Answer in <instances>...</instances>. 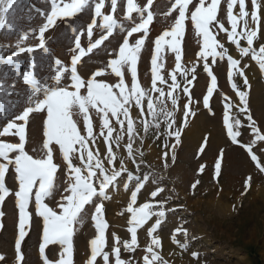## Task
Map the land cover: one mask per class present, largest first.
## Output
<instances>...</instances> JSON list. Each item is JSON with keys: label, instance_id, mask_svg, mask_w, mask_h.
I'll list each match as a JSON object with an SVG mask.
<instances>
[{"label": "rangeland", "instance_id": "1", "mask_svg": "<svg viewBox=\"0 0 264 264\" xmlns=\"http://www.w3.org/2000/svg\"><path fill=\"white\" fill-rule=\"evenodd\" d=\"M70 2V0H65ZM139 6L146 7V0H134ZM197 0H194V3ZM175 0H152V4L147 6L153 13V21L149 25V34L145 45L142 48L137 63V83L150 93L155 99L159 93L152 90L151 56L155 51V40L165 31H170L178 16V9H173ZM210 0H206V4ZM261 4V21L259 37L254 42V47L259 50L264 45V0ZM127 0H118L115 12L110 10V0H105L102 12L111 14L116 19L121 28L114 29L113 34L106 39L101 46L94 49L92 53L82 57L78 63V74L87 81L100 71L102 74L95 77L97 82L107 83L118 91L115 85L119 83V78L108 66L111 59L116 58L118 49L122 43L127 30L134 23L140 22V16L133 13V18H127ZM247 9L251 11V0H246ZM50 0H20L14 5L7 15V24L4 29H0V56L5 59L18 51L17 45L21 48H34L32 53L24 52L14 57V61L19 63L0 64V84L3 85L4 92H0V99L5 104L8 101L16 104V107L4 119H0V129L18 114L26 106L27 86L22 80V73L29 70V65L34 61L35 71L43 80L51 83L50 77L55 74V59H60L65 66L70 65V58L74 54L71 50L75 48V41L79 38L81 46L87 48L90 39L92 42L106 35V32L99 26L93 29L91 38L87 35V26L93 19L97 20V25L102 21L94 16L92 7L86 8L82 13L73 18L57 20L54 27L48 29L44 34L45 46L48 53H44L39 48V28L46 23V16L50 13ZM194 10L190 6V11ZM190 11L186 13L185 34L181 37V69L176 68L175 53L168 45L162 44L160 57L157 60L158 76L163 82L157 79L155 86L167 93L172 84L171 76L177 77L180 85L174 91L178 97V104L173 108L171 101L166 99V106L174 111L176 126L181 128L180 142L177 143L175 137L166 135V124L163 117H160L161 125L159 129H150L147 133L143 131V121L150 120L147 113V101L143 103V114L141 109L133 105L130 109V117L134 121L136 136L133 142L136 163L134 164L127 154L128 136L126 132V122L123 127L116 123L115 118L110 117V125L113 127V136L123 133V139L117 145L112 143V148L117 156L115 167L119 168V161L123 160L127 169L134 173L135 178L129 180L127 174L118 178L107 191V199L99 198L93 204L86 205V212L82 214V221L74 226L73 235V264H86L90 257V241L98 233L95 229L92 216L96 204L103 203V216L108 227L106 229L105 251L110 253V264H114V256L111 255L114 247V235L120 238L121 259L131 264H143V257L147 254L145 249L151 242V237L147 234V229L155 220L152 218L144 227L138 229V247L135 252H127L123 248V242L130 240L129 220L131 213L127 212L130 203V194L135 191L138 183H144L145 187L139 192L136 205L139 207L147 202L149 193L157 187L163 188L156 200L166 201L164 208L166 216L163 218L156 235L162 241V247L155 249L168 264H264V172L260 168L264 167V141H256L253 147V154L257 156V161L251 159L250 154L240 143H233L227 135V129L223 122L224 105L231 103L233 108L230 117L241 120L242 135L237 140L244 145H249L255 139L251 133L247 120L250 114L256 125L264 134V73L259 70L258 64L251 59V56L241 57L238 49L227 39L224 31H213L214 38L228 50L234 59L241 61L240 68L244 69L248 80V86L243 85V77L233 76L228 79L227 73L229 65L227 57L221 59L217 57L213 60L201 59L199 53L203 47L202 37L197 34L194 24L190 20ZM238 12V5L234 7V14ZM43 13V14H42ZM227 0H221L218 7V19L224 24L225 29L230 30V24L226 18ZM147 13H145V16ZM7 25H11L9 29ZM249 26L252 22L249 18ZM75 29V31H74ZM240 29L238 28V31ZM24 33L28 34L27 39H21ZM141 34H134L130 41L134 42ZM170 41L171 37H166ZM242 46H246L245 41H241ZM220 49H217L219 51ZM207 63L209 69L217 78V86L213 89L212 96L209 97L208 106L203 103V98L208 95L207 89L211 86V77L204 70ZM247 66V67H245ZM187 72V77L182 74ZM126 87L131 86V75L125 67L122 69ZM192 83L188 84L187 81ZM70 83L66 77L64 85ZM237 88L247 92V112L240 113L239 97ZM187 86L189 93L185 94L183 88ZM69 90H72L69 88ZM82 94H83V90ZM190 105L194 115L188 117L187 126H183L184 105ZM10 107V105H8ZM103 113L98 109H89L88 118L93 126L96 136L95 143L90 142V148L95 152L98 150L101 159L105 160L106 168L112 165L106 162L107 145L100 135ZM46 113H38L30 116L26 127L25 151L33 158H44L46 150L43 147L46 137L43 134V122ZM72 119L76 123L82 134L86 135L84 128V116L78 108L72 109ZM13 133L15 130H12ZM106 134V129L104 130ZM0 142L18 143V137L13 134L0 137ZM174 145V147H173ZM49 147L53 150L54 163L58 165L55 185L56 191L53 196L45 199L53 210L58 213L61 209L58 204L65 194L64 189L68 186L67 170L62 153L58 145L52 142ZM203 148V151L201 149ZM139 149L143 153L140 156L135 150ZM167 153V157H165ZM15 153L10 154L14 157ZM221 163V170L217 176L215 173V163ZM2 162V161H0ZM76 166H80L78 160H74ZM136 165H139L137 167ZM203 166V171H200ZM248 167L256 174L257 178L250 176V180H262L261 183L253 184L243 173ZM243 172V173H242ZM148 176L145 181L144 176ZM226 175L242 177L243 183L232 180L228 186L224 182ZM199 183H196V182ZM249 186L246 188L245 184ZM196 184L193 188L192 185ZM6 186L16 191L18 182L14 179V174L10 169L6 175ZM34 192L33 201L30 202L29 210L32 212L30 226L26 229L27 235L22 241L21 251L23 253L22 264H43L39 252L42 242V218L37 217L34 212ZM4 215L0 218L2 228H0V255L5 260L0 264H15L16 252L15 241L18 238V209L14 204V197L6 198L2 209ZM154 211L157 209H153ZM180 228L182 231L176 235V240L180 244H187L186 248H181L174 243L172 234ZM186 230L187 235H184ZM62 248L58 244L49 245L46 255L49 260L56 261ZM197 253L198 256H193ZM96 264H104L102 257H98Z\"/></svg>", "mask_w": 264, "mask_h": 264}, {"label": "snow or ice", "instance_id": "2", "mask_svg": "<svg viewBox=\"0 0 264 264\" xmlns=\"http://www.w3.org/2000/svg\"><path fill=\"white\" fill-rule=\"evenodd\" d=\"M20 0H0V29H4L7 24V15L14 5H17ZM221 0H210L206 4V0H175L173 9H178V16L175 19L174 25L170 31L163 32L154 42L155 51L151 56V71H152V90L159 93L155 99L149 92L143 90L137 83V63L140 57L142 48L145 45L146 38L149 34V25L153 21V13L147 6L152 4V0H146V7L139 6L134 0H127V18L132 19L133 13L140 16V22L134 23L119 46L116 58L109 62L111 71L119 78V83L115 85L118 91H114L113 87L107 83L97 82L95 77L102 73L97 71L92 78L87 81L81 78L78 74L77 65L81 62L82 57L90 54L94 49H97L113 34L114 29L121 28L117 19L111 14H105L102 9L105 6V0H50L51 10L46 16V23L39 28V48L48 53L45 46L44 34L54 27L57 20L65 18H73L82 13L86 8L94 9V16L99 17L102 21L97 25V20L93 19L87 26V35L89 38L93 36V29L99 26L106 32L100 38L91 41L87 48L81 46L79 38L75 41V48L71 51L74 53L70 58V65L65 66L60 59H55V74L50 77L51 83L39 77L35 71L36 64L33 61L29 65V70L22 73V80L27 86L26 106L21 112L14 115L0 129V137L13 134L18 137V143L0 142V209L9 196L14 197V204L18 209V238L15 241V264H22L24 259L21 251V244L26 237L27 228L30 226L32 212L29 210L30 202L33 201L34 192V212L37 217L42 218V242L39 246V252L43 264H73V235L74 226L82 221V214L86 212V205L93 204L96 199H107V191L110 186L117 182L118 178L123 174H127L129 180L134 179V173L130 172L124 164L123 160L119 161V168L115 167L117 156L115 155L112 143L117 145L123 139V133L113 136L114 129L110 125V117L115 118L117 124L123 129L126 122V132L129 143L127 144V154L132 162L136 163L134 155L133 142L136 136L134 121L130 117V109L135 105L141 109L143 114V103L147 101V113L150 115V120H144L143 131L147 133L150 129H159L161 125L160 117L166 124V135L175 137L176 142H180L181 128L176 126L174 111L169 110L166 106V99L171 101L173 108L178 104V97L174 95V91L180 87L177 83L175 74L171 76L172 84L167 93L163 89L157 88L155 82L162 77L158 76L157 60L160 57L162 44H167L171 51L175 53L176 68L181 69V37L185 34L186 13H189L190 6L194 10L190 11V20L194 24L197 34L202 37L203 47L199 53L201 59L207 60L211 57L215 60L217 57L224 59L227 57L229 71L228 79L231 81L233 76L238 75L243 77V85L248 86V80L244 69L240 68L241 61L234 59L228 50L223 47L213 35V31H224L227 34V39L239 51L241 57L251 56L255 61L259 70L264 73V45L257 50L254 47V42L259 37L260 31V0H251V11L247 9L246 0H227L226 18L230 24V30L225 29L224 24L218 19V7ZM238 5V12L234 14V7ZM118 6V0H110V10L115 12ZM145 13L147 15L145 16ZM43 14V13H42ZM249 18L252 22V27L249 26ZM9 29L11 25H7ZM238 28L240 29L238 31ZM75 31V29H74ZM134 34H141L134 42L130 38ZM28 34L24 33L21 39H27ZM166 37H171L170 41H166ZM241 41L246 42V46L241 45ZM18 51L8 56L6 59L0 56V64L19 63L14 61V57L20 53L35 51L34 48H21L17 45ZM217 49H220L217 51ZM127 68L131 75V86L126 87L124 73L122 69ZM247 67V66H245ZM204 70L211 77V86L208 87L207 93L203 98V103L208 106L209 97L213 94V89L217 86V78L212 75L207 63L204 64ZM183 70L182 74L187 77V72ZM68 78L70 83L64 85L63 81ZM188 84L192 81L188 80ZM233 89H236V94L239 97L240 113L247 112V92L237 88L235 83L232 84ZM71 88L72 90H69ZM83 90V94L82 91ZM0 92H4L3 85L0 84ZM185 94L189 93V88H183ZM10 105V107L8 106ZM16 107L11 101L6 105L3 99H0V119L6 116ZM78 108L79 112L84 116V128L86 135L82 134L76 123L72 119V109ZM233 108L231 103L224 105L223 122L227 129V135L233 143H240V146L250 154L253 161H257V156L253 154L252 145L256 141H264V134L256 125L250 114L247 115V120L250 122L248 127L255 139L249 145H244L237 140V137L242 135L240 130L241 120L230 117V112ZM89 109H98L103 113L100 135L103 136L104 142L107 145L106 162L112 165V168H106L105 160L97 151H93L89 144L95 143L96 136L93 132V126L88 118ZM38 113H46V119L43 122V134L46 137L43 147L46 150L44 158H33L25 151L26 143V127L29 123L30 116ZM194 115L191 112L190 105L185 103L183 112V126H187L188 117ZM106 129V134L104 130ZM12 130H15L14 133ZM54 142L58 145L59 151L62 153L67 170L68 186L64 189V195L58 204L61 211L58 213L48 206L44 201L46 198L53 196L56 191L55 179L58 172V165L54 163L53 150L49 145ZM174 147V145H173ZM140 156L143 153L139 149L135 150ZM203 151V148L201 149ZM15 153L14 157L10 154ZM167 157V153L164 154ZM74 160L80 162V166L74 164ZM139 167V165H136ZM12 170L14 179L18 182V189L13 192L6 186V175L9 170ZM221 170L219 160L215 163V173L218 176ZM200 171H203L201 166ZM264 172V167L260 168ZM148 180V176L143 178ZM251 179L250 177L248 178ZM196 183H199L198 181ZM249 186L246 181L245 187ZM145 187L144 183H138L135 191L130 194V203L126 211L131 213L129 220L130 227L127 231L130 233V240L123 242V248L127 252H135L138 247V229L144 227L153 217L154 222L147 229V234L151 237L150 244L146 247V255L143 257V264H168L163 257L155 251L162 247V241L155 233L158 232L159 226L163 218L166 216L164 204L166 201L156 200V197L163 192V188L157 187L149 193V200L144 202L139 207H134L137 203L139 192ZM193 188L196 184L192 185ZM157 210H153V209ZM4 215L0 210V218ZM92 220L98 235L90 241V257L86 264H96L97 258L102 257L104 264H110V253L105 251L106 247V229L108 227L103 216V203L96 204L94 207V215ZM2 228V223H0ZM182 229L177 228L172 234L174 243L179 244L181 248H186L187 244H180L176 240V235ZM184 235H187L186 230H183ZM52 244L61 246L62 251L59 254V259L56 261L49 260L45 249ZM120 238L114 235V247L111 255L114 256V264H131L121 259ZM193 256H198L193 253ZM5 257L0 255V262L4 261Z\"/></svg>", "mask_w": 264, "mask_h": 264}, {"label": "bare ground", "instance_id": "3", "mask_svg": "<svg viewBox=\"0 0 264 264\" xmlns=\"http://www.w3.org/2000/svg\"><path fill=\"white\" fill-rule=\"evenodd\" d=\"M250 168L251 167H248L247 169H246V171L243 173V175L244 174H246V175H248L249 177L251 176V177H253V178H257V176H256V174H254V172H252L251 170H250ZM226 176H228L227 177V180H225L224 182L226 183V185L228 186L229 184H231L230 182L232 181V180H237L238 182H241V183H243V180H240V179H243L242 177H240V176H238V177H233V176H230V175H226ZM253 184H255V183H257V182H260L261 183V181L260 180H250Z\"/></svg>", "mask_w": 264, "mask_h": 264}]
</instances>
